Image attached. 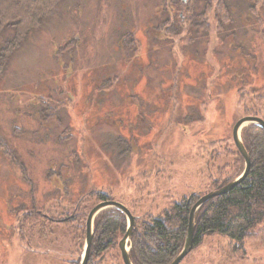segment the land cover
<instances>
[{"label": "rangeland", "instance_id": "374dc122", "mask_svg": "<svg viewBox=\"0 0 264 264\" xmlns=\"http://www.w3.org/2000/svg\"><path fill=\"white\" fill-rule=\"evenodd\" d=\"M176 1L189 0H62L13 54L0 81V264H80L86 235L78 242L67 225L51 235L45 226L90 190L108 191L136 226L140 214L208 193L217 169L236 164L233 128L251 91L264 90V0H229L224 27L225 7L212 0L207 33L192 35ZM182 103L200 111L187 134L162 119L188 112ZM123 143L132 145L124 156ZM234 244L205 236L180 264H264L261 236ZM128 246L131 254L133 239ZM103 264H124L119 243Z\"/></svg>", "mask_w": 264, "mask_h": 264}, {"label": "trees", "instance_id": "16d2710c", "mask_svg": "<svg viewBox=\"0 0 264 264\" xmlns=\"http://www.w3.org/2000/svg\"><path fill=\"white\" fill-rule=\"evenodd\" d=\"M61 1L0 0V81L7 72L13 54L23 46L31 32L39 28L51 16ZM211 1L189 0L187 3L183 1L175 2L176 5L183 6L188 13L186 20L192 27L191 32L188 31L190 35L193 32L195 34L207 33L209 25L206 15L213 4ZM219 1L218 4L226 8H224L226 15L220 16V21L224 27L231 18H229L231 14L229 0ZM201 2L203 3V8L198 10ZM167 24L169 25L167 28L169 32L180 33L181 24H178L177 27L174 23L170 24L167 22L165 25ZM126 38L128 41L126 46L130 47L132 40L130 37L128 38V35H126ZM114 81L112 78L108 82L114 85ZM251 92L250 104L245 105V115L264 118V90ZM243 101L245 99L242 95L241 102ZM195 107L197 111L196 113L193 112L192 120L193 118L198 119L200 116L199 105H195ZM50 109L53 110V108ZM51 115V113L47 114L46 117ZM241 138L251 155L249 173L232 190L209 200L197 211L195 215L194 247L198 246L205 236L214 234L230 238L235 243L237 250L244 249L243 243L248 238L261 236L264 239V130L256 124H250L243 128ZM210 145L214 144H208V149ZM0 147H2L1 140ZM131 149L132 145L123 143L121 154L123 156L128 155ZM238 157L235 162L239 164L238 167L236 164L233 166L225 165L217 169L215 173L217 177L211 176L210 191L223 187L243 172V158L242 156ZM9 158L11 159V165L19 167L23 175L26 176V166L23 162L17 161L18 156H9ZM231 168L234 170V174L226 176V170ZM148 174V172H142L140 178L146 180L149 178ZM146 182L138 188L141 193L147 189ZM201 196L194 193L191 197L186 196L179 201H173L156 215L140 214L139 217H142H140L141 219L138 218L139 220L132 237L133 246L130 256L133 264H170L184 246L189 228L191 208ZM111 198L112 196L108 191L90 190L74 204L72 213L69 214L68 208L59 210L60 217L66 214V217L62 220L59 221L49 216L50 219L48 221H50V224H45V231L48 235H51L55 230V226L51 225L61 223L67 225L66 232L69 235H75L76 241L83 242V238L86 235V221L89 211L98 202L111 200ZM47 211L50 214H55V210L52 208H48ZM32 213L33 217L38 218L36 212ZM36 221L39 223L38 220ZM126 228L127 219L120 210L108 208L99 213L94 220V236L87 264H103L106 252L118 247L119 240L125 234ZM40 231L43 232L44 230L40 229ZM72 264H77V262L72 261Z\"/></svg>", "mask_w": 264, "mask_h": 264}, {"label": "water", "instance_id": "95a60500", "mask_svg": "<svg viewBox=\"0 0 264 264\" xmlns=\"http://www.w3.org/2000/svg\"><path fill=\"white\" fill-rule=\"evenodd\" d=\"M250 124H256L259 127H261L264 130V119L258 116H244L240 118L234 128H233V140L234 143L241 154V156L244 159V169L243 172L230 181L228 184L224 185L221 188L213 189L209 191L208 193L202 195L197 202L192 206L190 217H189V228L186 234L184 246L181 250V252L177 255V257L170 263V264H180L189 253L192 252L194 249V233H195V215L197 211L200 209L201 206H203L206 202L209 200L221 196L230 190H232L236 185L240 184L248 175L250 167H251V156L248 150L246 149L242 138H241V132L243 128ZM108 208H116L124 213L126 216V219L128 221L127 230L123 236V238L119 242V248L121 252V256L123 259L124 264H133L130 256V247L128 246L130 244V241L132 240L133 233H134V227L136 218L132 214V212L129 210L127 206L124 204L107 200L99 202L97 205H95L89 212L86 222V238L84 243V249L82 258L80 261V264H87L89 260L90 255V249L91 244L93 240V234H94V220L98 216L99 213H101L103 210Z\"/></svg>", "mask_w": 264, "mask_h": 264}, {"label": "flooded vegetation", "instance_id": "af4514ba", "mask_svg": "<svg viewBox=\"0 0 264 264\" xmlns=\"http://www.w3.org/2000/svg\"><path fill=\"white\" fill-rule=\"evenodd\" d=\"M204 103V101H201V103ZM182 104H184V105H186L185 106V109H187V111H188V104L187 103H182ZM175 111H176V109H175ZM193 115V113L192 112H182V111H180V114L178 113V112H173L172 110H170V112L169 113H165L164 111H163V113H162V119H164L166 116H168L169 117V120H167V118L166 119H164L165 120V122H168L167 124H170L169 125V127H173V126H177L178 128H182L184 131H185V133H186V131L188 130L187 128H188V126H189V128H190V123H192V116ZM179 117H181V119L182 120H187V122L186 121H182V122H180V124H178L177 123V120L179 119ZM258 117H261V116H258ZM262 119H264L263 117H261ZM176 119V120H175ZM173 120H175V122H173ZM200 120L201 121H204V118H203V116L200 118ZM197 121H198V119H197ZM173 124V125H172ZM200 133H203V132H200ZM187 134V133H186ZM234 141V140H233ZM208 144V143H207ZM235 144V143H234ZM197 145H200V139H198V142H197ZM210 159H208V161H209ZM209 164V163H208Z\"/></svg>", "mask_w": 264, "mask_h": 264}]
</instances>
